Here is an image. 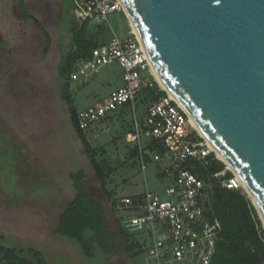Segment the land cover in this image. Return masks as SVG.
Instances as JSON below:
<instances>
[{"label": "rangeland", "instance_id": "1", "mask_svg": "<svg viewBox=\"0 0 264 264\" xmlns=\"http://www.w3.org/2000/svg\"><path fill=\"white\" fill-rule=\"evenodd\" d=\"M35 19L21 18L16 0H0V238L7 245L35 248L50 264H158L147 256L151 245L148 231L136 236L146 252L130 256L124 248L106 254L97 249L86 256L78 243L56 232L60 217L76 190L70 172L84 168L89 191L106 208L108 226L121 243L115 215L71 123L68 105L62 96L64 79L59 65L71 43L73 0H25ZM104 23L121 38L131 35V22L124 11H115ZM124 84L123 68L115 62L102 66L85 81L74 85L75 103L86 109ZM138 106V103H137ZM143 107V108H142ZM115 110L106 120L87 130L91 144L105 149L99 156L117 166L109 187L116 196H136L148 187L165 198L173 183L160 174L167 160L152 158L142 169L139 157L131 158L133 144L123 132L146 109ZM28 254V253H27ZM162 259L161 264H194Z\"/></svg>", "mask_w": 264, "mask_h": 264}, {"label": "water", "instance_id": "2", "mask_svg": "<svg viewBox=\"0 0 264 264\" xmlns=\"http://www.w3.org/2000/svg\"><path fill=\"white\" fill-rule=\"evenodd\" d=\"M120 1L151 63L240 176L264 225V0Z\"/></svg>", "mask_w": 264, "mask_h": 264}, {"label": "built area", "instance_id": "3", "mask_svg": "<svg viewBox=\"0 0 264 264\" xmlns=\"http://www.w3.org/2000/svg\"><path fill=\"white\" fill-rule=\"evenodd\" d=\"M74 3L77 19L90 25L105 22L115 11H124L120 0H74ZM115 62L123 68L124 84L104 100L78 111L77 121L85 131L126 103L132 106L137 117L139 93L145 87H152L155 81L159 83L144 44L133 28L130 36L121 38L114 32L108 42L95 48L93 54L71 73L72 84L83 85L102 66ZM145 136L164 141L167 148L165 156L153 153L152 158L168 161L161 173L169 175L173 183L166 189L165 198L148 187L137 201L131 196L123 197L122 206L135 211L123 220L125 227L134 232L146 230L150 233L151 245L147 256L158 264L162 259L182 261L186 258L190 263L210 264L222 225L219 219L205 214L209 185L195 167L208 162L209 155L216 153L215 149L195 127L188 111L169 93L151 102L147 106L144 123L135 118L134 126L125 134L128 143L139 146L143 170L148 162L143 151ZM228 171L233 175L228 176ZM215 177L228 188H242L247 192L240 176L227 163L225 168L215 173Z\"/></svg>", "mask_w": 264, "mask_h": 264}, {"label": "trees", "instance_id": "4", "mask_svg": "<svg viewBox=\"0 0 264 264\" xmlns=\"http://www.w3.org/2000/svg\"><path fill=\"white\" fill-rule=\"evenodd\" d=\"M16 1L23 20L35 19L28 10L25 0ZM72 7L71 43L59 65L60 76L64 79L62 96L68 105L71 123L82 142L85 154L91 161L110 209L115 215L122 241L121 243L115 241L116 232L108 226L107 208L101 199L89 191L86 183L87 174L84 168L70 172L76 195L63 210L56 232L63 237L75 240L86 256H93L97 249L109 254L117 248H124L132 257L138 256L146 252L145 244L137 238L136 232L130 231L123 223V220L127 216L135 214V211L123 207L121 200L125 196L117 197L116 191L109 187V183L118 167L105 163L104 160L99 158L105 152V149L100 150L94 147L88 138L87 131L79 126L77 121L79 108L75 103L74 91L72 90L73 84L70 79V75L76 70L77 65L89 58L95 48L108 42L113 32L104 22L90 25L86 21H79L74 12V0ZM35 20L39 28L44 29L42 23L37 19ZM153 80H155L154 77ZM166 96H168L167 91L157 81L154 82L152 87H145L139 93L136 100L137 113L141 104H145L146 107L139 116L142 123L145 121L147 106L151 102L158 101ZM121 108L122 111L132 110L129 103ZM111 114L107 115L102 121L106 120ZM133 126L134 121L131 122V129ZM125 134L126 132L122 133V138ZM140 151L138 145H133L130 150V157H140ZM143 151L146 160L149 161L153 153L164 157L167 148L163 140L155 139L153 136H145ZM225 166L226 163L213 152L209 155L208 162L197 164L195 167V171L209 185L208 197L205 201V214L209 218L219 219L222 225L217 237L216 250L210 264H264L263 222L252 199L244 189L228 188L223 185L220 178L215 177V173L225 168ZM227 175L232 176L233 173L228 171ZM141 196L142 193L131 197L137 201ZM0 264L50 263L41 250L35 248L26 250L7 245L0 238Z\"/></svg>", "mask_w": 264, "mask_h": 264}, {"label": "bare ground", "instance_id": "5", "mask_svg": "<svg viewBox=\"0 0 264 264\" xmlns=\"http://www.w3.org/2000/svg\"><path fill=\"white\" fill-rule=\"evenodd\" d=\"M152 67H153L154 73H155V75L157 77V80L159 81V83L161 84V86L163 88L167 89V91H168V93H169V95H170L171 98H173L174 100H176L180 105H182L186 109V107L183 105V103L176 97V95L174 94V92L168 87L167 83L164 81L163 77L160 75V73L158 72V70L153 66V64H152ZM191 118H192V122L195 125V127L200 130L199 125L196 123V121L193 119V117H191ZM212 147L215 148L214 145H212ZM218 155H219V157L223 158V156L221 155V153L218 152Z\"/></svg>", "mask_w": 264, "mask_h": 264}, {"label": "crops", "instance_id": "6", "mask_svg": "<svg viewBox=\"0 0 264 264\" xmlns=\"http://www.w3.org/2000/svg\"><path fill=\"white\" fill-rule=\"evenodd\" d=\"M130 31H131V34H132V32H133V27H132V25H130Z\"/></svg>", "mask_w": 264, "mask_h": 264}, {"label": "flooded vegetation", "instance_id": "7", "mask_svg": "<svg viewBox=\"0 0 264 264\" xmlns=\"http://www.w3.org/2000/svg\"><path fill=\"white\" fill-rule=\"evenodd\" d=\"M71 1V0H70ZM72 2V1H71Z\"/></svg>", "mask_w": 264, "mask_h": 264}]
</instances>
